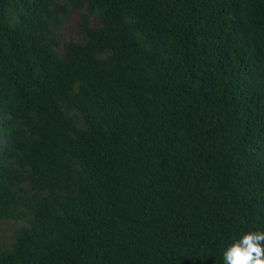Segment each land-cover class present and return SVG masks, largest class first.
I'll list each match as a JSON object with an SVG mask.
<instances>
[{
	"label": "trees",
	"instance_id": "16d2710c",
	"mask_svg": "<svg viewBox=\"0 0 264 264\" xmlns=\"http://www.w3.org/2000/svg\"><path fill=\"white\" fill-rule=\"evenodd\" d=\"M5 220L0 264H223L264 231V0H0Z\"/></svg>",
	"mask_w": 264,
	"mask_h": 264
},
{
	"label": "clouds",
	"instance_id": "9594fccd",
	"mask_svg": "<svg viewBox=\"0 0 264 264\" xmlns=\"http://www.w3.org/2000/svg\"><path fill=\"white\" fill-rule=\"evenodd\" d=\"M223 264H264V231L249 230L226 247Z\"/></svg>",
	"mask_w": 264,
	"mask_h": 264
},
{
	"label": "rangeland",
	"instance_id": "374dc122",
	"mask_svg": "<svg viewBox=\"0 0 264 264\" xmlns=\"http://www.w3.org/2000/svg\"><path fill=\"white\" fill-rule=\"evenodd\" d=\"M79 21L78 12L72 13L68 19L65 20L63 27L58 33V40L60 45L58 48H62L64 42L74 40L76 37V30ZM20 227V224L5 220L0 227V246L6 247L12 242L13 232Z\"/></svg>",
	"mask_w": 264,
	"mask_h": 264
}]
</instances>
